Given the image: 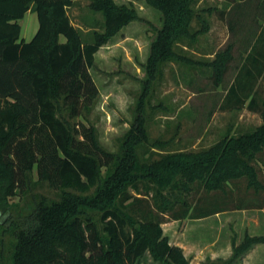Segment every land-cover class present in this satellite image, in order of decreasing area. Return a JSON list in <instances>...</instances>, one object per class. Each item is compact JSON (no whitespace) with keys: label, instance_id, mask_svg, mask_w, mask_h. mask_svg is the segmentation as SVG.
Instances as JSON below:
<instances>
[{"label":"trees","instance_id":"1","mask_svg":"<svg viewBox=\"0 0 264 264\" xmlns=\"http://www.w3.org/2000/svg\"><path fill=\"white\" fill-rule=\"evenodd\" d=\"M144 1L162 12L163 25L155 29L134 121L120 150L110 152L94 125L71 119L93 109L99 95L90 72L95 54L124 26L141 19L137 10L115 0H91L90 9L103 15V32L95 31L86 42L68 13L75 0H0V217L18 189L28 191L35 170L36 182H47L57 192L55 198L27 203L17 219L0 218L13 236L5 264H138L148 251L162 264H189L183 249L164 235L167 219L264 210V97L253 84L247 83L241 96L239 80L229 90L259 111L262 123L252 131L198 150L153 159L140 154L142 145L162 151L167 144L152 142L147 128L148 109L162 106L153 105L150 94L164 64L206 66L219 86L234 61L232 43L206 62L179 51L208 31L205 21L193 30L201 17L197 0ZM247 1L227 0L232 5ZM32 9L39 27L25 41L19 20ZM259 12L264 21V0ZM217 13L226 19L225 10ZM250 42L248 58L257 63L253 52L264 44V25ZM260 243L264 235L247 234L239 244L234 239L232 255L210 264H242V256Z\"/></svg>","mask_w":264,"mask_h":264},{"label":"rangeland","instance_id":"2","mask_svg":"<svg viewBox=\"0 0 264 264\" xmlns=\"http://www.w3.org/2000/svg\"><path fill=\"white\" fill-rule=\"evenodd\" d=\"M90 1L75 0L74 5L68 9L72 22L82 29L86 42L93 40L95 31L103 32L104 22L101 13L90 9ZM261 1L248 0L233 5L227 0L196 1L195 9L201 13V17L195 18L193 30L201 29L205 21L208 31L200 34L195 43L182 44L179 51L193 61L206 62L212 61L218 51L225 50L227 45L232 43L235 59L230 72L219 86L213 83L210 78L211 70L206 66L177 62L164 64L163 72L153 82L150 94L152 104L162 106L155 110L148 109L150 118L147 128L152 142L162 140L167 144L162 151L142 145L139 148L141 155L148 153L153 159L158 158L161 153L207 148L227 135L250 132L262 123L259 111L248 108V100H237L245 91L247 83L253 84L254 89L264 97V44L258 43L253 52L257 63L248 58L251 48L248 43L254 41L264 25L259 12ZM115 2L135 8L141 19L124 26L97 51L95 65L90 69L99 90L97 101L90 112L71 119L72 124L77 125L84 121L94 125L101 145L110 152L120 150L134 121L137 103L143 90L142 80L146 77L145 64L156 36L155 29L163 25L162 12L149 6L144 0ZM218 10L226 11L225 20L219 18ZM19 22L22 26L21 36L27 41L31 40L39 27L35 10L28 11ZM64 40L65 38L61 37V41ZM255 65L262 67V70L261 74L258 73V77L254 78L255 82H252V78L246 77L245 69L251 68L257 73ZM238 80L243 88L240 87L238 96H235L229 90L232 85L238 84ZM37 180L35 170L28 191L17 190L16 196L11 199L12 205L0 217L1 220L5 217L8 221L17 219V214L27 203L42 197H57V192L49 183L36 182ZM252 213L260 212L250 209L237 214L243 220V215ZM169 221L171 220H166ZM7 224L6 221L5 227ZM258 232L264 234V230ZM12 237L10 232L0 226V264H5L3 259L8 256ZM138 264L162 263L154 260L148 251Z\"/></svg>","mask_w":264,"mask_h":264},{"label":"crops","instance_id":"3","mask_svg":"<svg viewBox=\"0 0 264 264\" xmlns=\"http://www.w3.org/2000/svg\"><path fill=\"white\" fill-rule=\"evenodd\" d=\"M22 40L25 38L22 37ZM254 69L258 72H253L254 70L250 68L248 70H253V73H249L245 69L246 77L252 78V82H255L254 78L258 77V73L261 74L262 67L255 65ZM248 210L250 209L226 210L204 218L171 220L163 223L162 228L170 244L183 249L189 264H210V262L227 259L232 255L234 239L239 244L246 233L251 236L264 235L258 232L264 230V210L257 209L260 213L243 215L245 218L241 220L242 217L237 213ZM241 263L264 264V243L256 244L249 249L242 256Z\"/></svg>","mask_w":264,"mask_h":264}]
</instances>
